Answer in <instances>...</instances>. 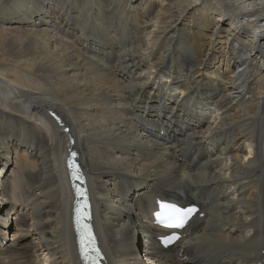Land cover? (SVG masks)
Listing matches in <instances>:
<instances>
[{
    "label": "bare ground",
    "instance_id": "bare-ground-1",
    "mask_svg": "<svg viewBox=\"0 0 264 264\" xmlns=\"http://www.w3.org/2000/svg\"><path fill=\"white\" fill-rule=\"evenodd\" d=\"M49 110L108 264H264V0H0V264H80Z\"/></svg>",
    "mask_w": 264,
    "mask_h": 264
},
{
    "label": "snow or ice",
    "instance_id": "snow-or-ice-1",
    "mask_svg": "<svg viewBox=\"0 0 264 264\" xmlns=\"http://www.w3.org/2000/svg\"><path fill=\"white\" fill-rule=\"evenodd\" d=\"M174 213H177L176 215L170 216L168 219L170 221H173L172 223L169 224V226L172 227H183L184 226V222L187 219L188 214H181L179 213V210L173 209ZM164 222V221H162ZM167 243V241H166Z\"/></svg>",
    "mask_w": 264,
    "mask_h": 264
},
{
    "label": "rangeland",
    "instance_id": "rangeland-1",
    "mask_svg": "<svg viewBox=\"0 0 264 264\" xmlns=\"http://www.w3.org/2000/svg\"><path fill=\"white\" fill-rule=\"evenodd\" d=\"M213 93L215 94V93H218V92H217V91H215V92H213ZM11 237H12V233H11V236H10V237H8V238H9V239H12ZM43 259H44V257H41V260H43Z\"/></svg>",
    "mask_w": 264,
    "mask_h": 264
}]
</instances>
